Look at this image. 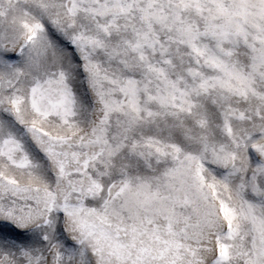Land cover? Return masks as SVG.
Instances as JSON below:
<instances>
[{
  "label": "snow or ice",
  "instance_id": "6c2138e0",
  "mask_svg": "<svg viewBox=\"0 0 264 264\" xmlns=\"http://www.w3.org/2000/svg\"><path fill=\"white\" fill-rule=\"evenodd\" d=\"M0 264H264V0H0Z\"/></svg>",
  "mask_w": 264,
  "mask_h": 264
}]
</instances>
